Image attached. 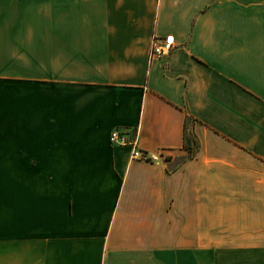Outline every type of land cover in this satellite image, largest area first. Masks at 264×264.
Listing matches in <instances>:
<instances>
[{
    "label": "crops",
    "instance_id": "crops-1",
    "mask_svg": "<svg viewBox=\"0 0 264 264\" xmlns=\"http://www.w3.org/2000/svg\"><path fill=\"white\" fill-rule=\"evenodd\" d=\"M0 264H264V0H0Z\"/></svg>",
    "mask_w": 264,
    "mask_h": 264
},
{
    "label": "built area",
    "instance_id": "built-area-1",
    "mask_svg": "<svg viewBox=\"0 0 264 264\" xmlns=\"http://www.w3.org/2000/svg\"><path fill=\"white\" fill-rule=\"evenodd\" d=\"M174 42L175 39L172 34L165 37L155 36L152 41L151 57L154 58L164 54H169L173 48ZM110 141L112 144H117L120 146H131L133 158L143 160L157 158L156 156H152L139 148L137 136L131 137L127 133L118 129L112 131Z\"/></svg>",
    "mask_w": 264,
    "mask_h": 264
},
{
    "label": "trees",
    "instance_id": "trees-1",
    "mask_svg": "<svg viewBox=\"0 0 264 264\" xmlns=\"http://www.w3.org/2000/svg\"><path fill=\"white\" fill-rule=\"evenodd\" d=\"M195 120L193 116H188L185 123L184 147L189 151V157L195 156L201 145L194 129Z\"/></svg>",
    "mask_w": 264,
    "mask_h": 264
}]
</instances>
